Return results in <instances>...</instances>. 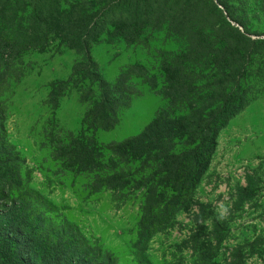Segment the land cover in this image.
<instances>
[{"label":"rangeland","instance_id":"obj_1","mask_svg":"<svg viewBox=\"0 0 264 264\" xmlns=\"http://www.w3.org/2000/svg\"><path fill=\"white\" fill-rule=\"evenodd\" d=\"M85 2L95 10L104 3L65 0L61 7ZM159 3L169 9L195 8L201 19L189 22L186 30L169 14L161 22L139 23L131 41L110 36L115 24L110 20L92 43V58L110 85L129 67H141L144 74L129 75L134 89L122 97V104H129L118 108L117 122L109 130L90 124L97 88L73 75L79 61L74 50L55 40L42 51L23 55V77L4 95L7 138L23 160L20 188L29 187L47 199L51 220L71 223L114 264H139L134 244L146 193L139 176L149 173L151 161L125 159L119 164L127 181L123 189L95 191L87 170L91 161L81 166L75 156L84 150L92 161L97 156L103 168L112 167L110 159L118 165L109 144L138 136L164 111L174 109L162 87L177 61H183L184 72L178 70L189 86L187 97L210 102L225 90L221 72L230 67L229 58L239 54L241 70L230 86L246 96L247 105L219 133L209 168L189 205L151 237L145 255L151 264H264V0ZM226 22L245 36L225 27ZM190 38L199 40L204 51L186 58ZM221 38L232 43H221ZM85 91L92 92L90 99H82ZM184 112L187 107L178 105L171 114ZM176 146L181 150V140Z\"/></svg>","mask_w":264,"mask_h":264},{"label":"trees","instance_id":"obj_2","mask_svg":"<svg viewBox=\"0 0 264 264\" xmlns=\"http://www.w3.org/2000/svg\"><path fill=\"white\" fill-rule=\"evenodd\" d=\"M103 1L95 10L94 6L90 8L91 2L76 3L63 9L65 0H0V264H114L109 254L93 248L71 223L51 220L47 214L52 204L47 199L29 187L20 188L23 160L8 140L4 125L7 117L4 95L12 82L23 77V55L42 51L56 40L74 50L79 57L73 75L97 88L96 102L89 112L91 126L104 130L113 128L118 108L129 104V101L122 104V97L134 89L128 81L129 75L144 74L141 67L133 66L123 71L114 85L103 79L91 55L92 43L102 26L114 20L110 36L131 41L139 23L161 22L169 14L173 22L186 30L189 22L201 19L195 8L174 5L169 9L159 0ZM225 27L233 29L240 38L245 36L229 22ZM193 38L188 42L187 53L183 54L186 58L204 51L199 40ZM221 40L227 45L232 43L229 38ZM225 50L226 46L219 48L221 54ZM221 57L226 58V55ZM239 57L236 54L229 58L230 67L221 72L219 78L223 79L222 90H225L218 100L210 102L206 98L192 101L187 97L189 86L182 73L185 70L181 66L183 61H177L162 93L171 107L185 105L187 112L174 117L171 114L174 109H167L138 136L109 144L118 165L110 159L112 167L103 168L97 156L92 161V154L88 155L84 150L75 156L81 166L91 161L87 170L93 175L95 191L123 189L127 181L123 178L124 168H119V164L125 159L151 161L146 167L149 173L139 176V186L142 185L146 192L134 244L139 264H151L145 255L147 243L189 205L209 168L219 133L247 105L246 96L234 93L233 85L230 86L237 81L241 70ZM147 82L154 85L153 80L147 79ZM55 94L53 85V96ZM92 95L91 91H85L82 99H90ZM178 140L182 142L181 150H177ZM165 189H169L170 194L167 195ZM8 190H13L17 196Z\"/></svg>","mask_w":264,"mask_h":264}]
</instances>
